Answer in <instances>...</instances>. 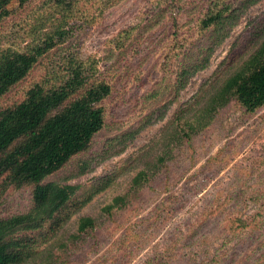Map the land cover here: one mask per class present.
<instances>
[{"label":"trees","instance_id":"1","mask_svg":"<svg viewBox=\"0 0 264 264\" xmlns=\"http://www.w3.org/2000/svg\"><path fill=\"white\" fill-rule=\"evenodd\" d=\"M119 1L0 0V24L38 2L33 14H27L28 25L13 22L22 35L13 32L8 44L0 46V204L9 190H28L31 196L26 210L0 215V264H63L65 254L94 236L98 219L83 215L75 233L67 240L59 238L74 215L109 188L117 174L90 185L52 177L67 167L75 175L87 173L90 161L81 155L111 124V100L132 95L130 91L138 87V102L148 101L166 81L174 87L177 100L190 78L209 66L216 47L238 24L245 8L259 0H150L138 22L121 28L109 40L108 58H116L117 64L115 71L106 73L97 56H82L77 46L90 24ZM253 27L257 29L254 50L209 96L203 94L191 109L179 108L159 139L163 154L137 172L127 192L103 207L109 216L148 189L167 168L172 150L189 144L222 109L236 104L253 114L264 108V36L259 25ZM158 30L163 34L147 65L144 48L150 33ZM118 137L109 139L104 159L122 150L114 147ZM254 199L264 206V194ZM259 212L264 214V208ZM250 223L241 217L238 228L246 229ZM172 257L153 256L147 264H170ZM108 263L104 257L99 264Z\"/></svg>","mask_w":264,"mask_h":264},{"label":"rangeland","instance_id":"2","mask_svg":"<svg viewBox=\"0 0 264 264\" xmlns=\"http://www.w3.org/2000/svg\"><path fill=\"white\" fill-rule=\"evenodd\" d=\"M149 1L120 0L106 9L79 40L80 55L97 56L102 72L115 71L117 59L108 58V42L121 28L141 19ZM37 3L0 24V46L8 44L6 39L14 37L13 32L22 35L13 22L28 25L27 14H33ZM260 20L262 24L257 23ZM256 25L264 36V0L245 8L238 24L216 47L209 66L190 78L177 100L168 81L148 101L138 102V87L130 91L132 95L111 100V124L81 155V159L90 161L87 173L75 175V170L67 167L52 177L90 185L103 176L117 174L115 182L74 215L60 234V239L67 240L75 233L80 216L90 215L99 221L94 236L65 254L63 264H99L104 257L108 264H147L153 256L165 253L173 255L170 264H199L205 260L208 264H264V214L259 212L264 206L254 199L264 194V108L247 114L236 104L225 107L189 144L172 150L167 168L148 189L112 216L103 211L115 196L128 191L139 170L149 168L163 154L159 139L179 108L191 109L203 94L209 96L254 50ZM150 34L142 55L149 57L147 65L163 32ZM203 40L208 41L206 36ZM121 84H117L118 89ZM193 111L186 114L191 116ZM138 128L141 130L136 132ZM128 132L132 133L125 136ZM117 136L114 147L122 150L104 159L103 149L110 138ZM1 201L0 215L7 216L26 210L31 196L28 190H9ZM241 217L251 222L246 229L238 228ZM54 251L59 253V247Z\"/></svg>","mask_w":264,"mask_h":264}]
</instances>
